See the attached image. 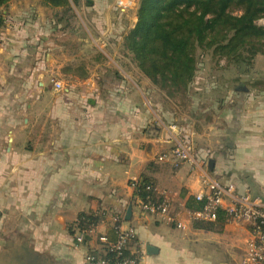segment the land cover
<instances>
[{
	"label": "crops",
	"instance_id": "1",
	"mask_svg": "<svg viewBox=\"0 0 264 264\" xmlns=\"http://www.w3.org/2000/svg\"><path fill=\"white\" fill-rule=\"evenodd\" d=\"M114 4L94 0L91 11L113 13ZM54 9L11 0L2 10L0 264H84L117 215L136 229L143 264H242L249 225L220 219L202 228L196 196L234 185L225 207L244 196L264 205V55L254 60L255 78L226 91L218 119L185 134L127 85L115 55L104 54L108 68L56 90L54 75L74 60L51 33ZM184 142L193 161L158 159ZM143 176L169 200L167 218L141 211L131 182ZM81 214L102 216L85 244L75 240Z\"/></svg>",
	"mask_w": 264,
	"mask_h": 264
},
{
	"label": "trees",
	"instance_id": "2",
	"mask_svg": "<svg viewBox=\"0 0 264 264\" xmlns=\"http://www.w3.org/2000/svg\"><path fill=\"white\" fill-rule=\"evenodd\" d=\"M10 1L0 0V28L5 24L2 10ZM40 1L48 7L64 9H70L71 1L79 3V0ZM233 5L242 11L240 15L231 13ZM260 18H264V0H140L138 22L127 37V49L148 77L160 81L161 87L179 89L194 77L197 48L213 49L215 54L248 67L257 55H264V25L256 23ZM131 186L139 203H161L162 197L156 194L155 183L149 177L143 176L138 182H131ZM198 202L196 210L202 211L206 202ZM117 216L119 221L109 226L105 234L110 243L117 242L118 226L124 221ZM220 219L226 222L230 216L220 209L215 223L204 220L208 223L201 227L214 229ZM101 220L99 214H81L76 228L87 231ZM125 255L131 256L129 252Z\"/></svg>",
	"mask_w": 264,
	"mask_h": 264
},
{
	"label": "rangeland",
	"instance_id": "3",
	"mask_svg": "<svg viewBox=\"0 0 264 264\" xmlns=\"http://www.w3.org/2000/svg\"><path fill=\"white\" fill-rule=\"evenodd\" d=\"M139 1L113 0L114 12L109 14L92 12L94 0H79L78 4L71 1L70 9L53 8L56 29L51 33H56L55 42L65 44L59 50L63 47L66 57L74 60L54 75L55 80L63 81L67 86L73 77L84 79L97 66L98 70L110 66L104 54L115 55L117 62L130 75L127 85L132 87V83L136 84L146 101L160 108L162 114L182 128L185 134H192L197 128H207L214 118L218 119L226 91L233 85H239L241 80L255 78V61L248 67L215 54L213 49L197 48L196 71L187 86L179 89L161 87L160 81H154L138 67L132 52L127 49V37L138 22ZM230 11L233 15L242 13L235 5ZM256 23L263 26L264 18L258 19ZM5 27H1L0 31ZM59 50L57 55L60 56L62 52ZM52 89L49 86V90ZM31 101L26 99L24 105Z\"/></svg>",
	"mask_w": 264,
	"mask_h": 264
},
{
	"label": "built area",
	"instance_id": "4",
	"mask_svg": "<svg viewBox=\"0 0 264 264\" xmlns=\"http://www.w3.org/2000/svg\"><path fill=\"white\" fill-rule=\"evenodd\" d=\"M53 83L56 90L64 89L62 82L54 80ZM170 157L185 162L193 161V145L190 142L178 144L158 159L163 161ZM133 182L136 183L138 180ZM154 190L157 194L156 187ZM234 190V185H230L228 188L216 185L212 186L209 193L198 194L196 199L205 201L206 204L202 211L197 212V218L215 221L217 212L223 209L230 216V221L248 224L250 235L242 264H264V205L260 200H250L248 196H244L237 198L233 204L225 207L226 195ZM140 208L144 213L167 218L170 213V202L162 197L161 203L141 202ZM119 219L118 216H115L113 218L114 223L118 222ZM179 227L181 226L179 225ZM76 232V242L85 244L87 242L86 236H90L94 232V228L87 231L76 228ZM98 243L101 249L89 251L84 257V264H143L144 250L138 240V233L133 227H125L124 221L118 226L117 242L110 243L105 235H101L98 237ZM126 252H129L131 256H126ZM109 253L114 254L113 257L108 256Z\"/></svg>",
	"mask_w": 264,
	"mask_h": 264
},
{
	"label": "water",
	"instance_id": "5",
	"mask_svg": "<svg viewBox=\"0 0 264 264\" xmlns=\"http://www.w3.org/2000/svg\"><path fill=\"white\" fill-rule=\"evenodd\" d=\"M213 166V161L210 162V167L212 168ZM131 219V207L128 210V217H127V221H129Z\"/></svg>",
	"mask_w": 264,
	"mask_h": 264
}]
</instances>
